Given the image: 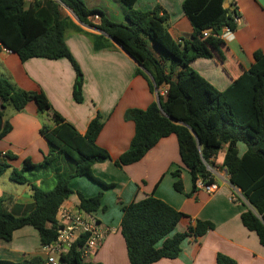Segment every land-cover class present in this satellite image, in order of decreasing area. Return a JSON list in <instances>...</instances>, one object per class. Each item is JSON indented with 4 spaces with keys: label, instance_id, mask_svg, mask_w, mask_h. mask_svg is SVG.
Wrapping results in <instances>:
<instances>
[{
    "label": "trees",
    "instance_id": "1",
    "mask_svg": "<svg viewBox=\"0 0 264 264\" xmlns=\"http://www.w3.org/2000/svg\"><path fill=\"white\" fill-rule=\"evenodd\" d=\"M224 1L184 0L181 7L192 34L189 40L176 42L167 31L166 14L158 6L149 11L136 10V0H119L127 9L126 24L111 22L101 9L88 8L83 0H44L29 6L24 0H0V49L15 54L21 62L32 58L66 59L75 72L72 97L80 103L82 73L64 42L65 34L72 32L88 37L96 51L109 48L110 40L115 42L136 63V75L146 80L150 93L165 89L166 94L158 97L159 107L152 102L144 110L125 112L124 119L133 123L134 134L128 149L114 164L122 168L137 163L159 140L173 135L180 168L187 171L194 189L198 179L212 183L206 166L213 167L212 159L225 148L222 168L231 186L239 190L250 207L241 213V224L264 247V53L256 51L249 69L223 91H218L190 67L197 59L210 58L205 44L211 36H217L224 28L231 32L236 29V9L232 3L224 8ZM62 6L80 24L102 34L84 32L62 14ZM92 18L98 23L93 24ZM205 31H208L206 36ZM29 103L39 113L51 114L50 124H42L39 129L48 152L39 165L19 160L9 152L0 154V176L10 170L11 182L29 185L35 204L28 215L14 217L9 212L12 199L0 197V242L8 244L15 231L31 227L44 247L56 239V211L72 193L70 180L86 177L100 183L93 177L91 167L108 160L109 155L95 143L102 129L98 116L89 122L81 136L52 110L42 93L19 90L0 77L1 118L6 108L21 112ZM10 130V124L4 121L0 140ZM239 145L244 147L241 155ZM16 160L18 166L22 164L20 169L11 164ZM38 169L53 172L55 182L51 190L29 184L23 175L25 171ZM171 175L174 191L182 193L180 172L174 171ZM78 198V209L82 212L94 213L101 205V193L92 198L78 194ZM121 211L120 235L129 264L176 259L185 239L202 237L213 230L211 223L196 221L185 232L174 234L184 215L152 195L132 201ZM81 244V241L75 243L59 263L96 264L82 260L76 249ZM0 264H46V261L43 256L34 255L18 263L0 261ZM215 264L236 263L217 254Z\"/></svg>",
    "mask_w": 264,
    "mask_h": 264
},
{
    "label": "crops",
    "instance_id": "2",
    "mask_svg": "<svg viewBox=\"0 0 264 264\" xmlns=\"http://www.w3.org/2000/svg\"><path fill=\"white\" fill-rule=\"evenodd\" d=\"M138 1L134 4L136 10L149 11L158 6L166 14V28L174 41L190 39L192 28L181 7L184 0H146L141 6ZM228 3H232L237 12L236 29L229 36H224V29L217 36H211L205 44L210 58L197 59L190 64L191 69L218 91L228 88L249 69L256 51L264 53V0H228ZM64 42L82 73L80 103L72 97L75 72L66 59L32 58L21 62L15 54L1 48L0 76L4 75L19 90L42 93L52 110L81 136L91 120L100 118L102 129L95 143L109 155L108 160L91 167L93 177L100 183L86 177L71 179L72 193L60 205L75 213L79 211L78 194L92 198L101 193V205L92 215L106 235L86 262L129 264L120 235L121 208L152 195L184 215L174 234L185 232L196 221L213 225V230L202 237L185 239L176 259L154 264H215L217 254L236 264H264V247L240 221L241 213L250 207L242 197L231 200L239 190L230 185L222 168L225 148L212 159V170L207 168L212 182L218 185V190L211 195L196 186L192 188L189 174L180 168L173 135L159 140L139 162L117 167L115 160L128 149L134 134L133 123L126 121L124 114L129 109L144 110L156 102L155 90L150 93L146 80L136 75V63L114 43L96 51L88 37L72 32L65 34ZM6 110L1 129L4 121H8L11 130L0 140V154L9 152L32 165L41 164L48 148L39 129L42 124H50L51 114L39 113L33 103L27 104L21 112L11 110L6 115ZM238 151L241 155L244 147L238 146ZM11 164L17 169L22 166H18V160ZM174 171L180 172L182 193L173 189L171 174ZM9 173L10 170L0 176L4 178L0 180V197L12 199L9 212L14 217H24L35 207L29 185L11 182ZM31 176L29 184L44 191L54 187L52 171L38 169ZM5 182L9 186L5 187ZM34 255L44 257L38 234L31 227L15 231L8 244L0 242V261L18 263Z\"/></svg>",
    "mask_w": 264,
    "mask_h": 264
},
{
    "label": "built area",
    "instance_id": "3",
    "mask_svg": "<svg viewBox=\"0 0 264 264\" xmlns=\"http://www.w3.org/2000/svg\"><path fill=\"white\" fill-rule=\"evenodd\" d=\"M24 1L25 4L29 6L44 0ZM235 21H237V18ZM207 33L208 31H205L203 35L206 36ZM230 34L231 31L224 28V36H229ZM155 94L156 97H163L166 94V90H156ZM195 186L197 189L209 195L218 190V185L216 183H205L200 179L196 181ZM239 198H241V196L239 192L236 191L232 195L231 200L236 201ZM55 218L57 229L56 239L50 245L42 247L46 264H60L59 260L61 256L66 255L70 248L78 241H81L82 244L76 246V249L80 251L82 260L86 261L97 251L106 235V232L99 228L98 222L92 213H86L80 210L72 213L64 207L59 206Z\"/></svg>",
    "mask_w": 264,
    "mask_h": 264
},
{
    "label": "rangeland",
    "instance_id": "4",
    "mask_svg": "<svg viewBox=\"0 0 264 264\" xmlns=\"http://www.w3.org/2000/svg\"><path fill=\"white\" fill-rule=\"evenodd\" d=\"M146 0H139L138 1V5L141 6ZM83 2L86 4V6L88 8H96V9H101L104 13L105 16L114 23H118V24H126L124 16L125 13L127 12L126 7H124L119 0H83ZM27 6V5H26ZM137 7H135L136 9ZM62 14L64 16L69 17L75 24H77L84 32L86 33H90V34H97L96 31H94L93 28L90 27H84L83 25H79L73 14L68 11L66 8H64L62 6L61 8ZM91 22L93 24H97L98 20L96 18H92ZM99 34V33H98ZM2 78H5L4 75L0 76ZM6 79V78H5ZM163 90V89H161ZM159 97V96H158ZM7 113L6 115H8V113L12 110L11 108H6ZM241 147H243L242 145H239ZM33 156V155H32ZM206 168H209V170H212V167H209L208 165L206 166ZM38 170H32V171H25L24 172V176L27 179L32 178V174L37 173ZM39 173V172H38ZM4 178H0V180H3ZM7 181V180H6ZM5 187L9 186L6 182L4 184Z\"/></svg>",
    "mask_w": 264,
    "mask_h": 264
},
{
    "label": "water",
    "instance_id": "5",
    "mask_svg": "<svg viewBox=\"0 0 264 264\" xmlns=\"http://www.w3.org/2000/svg\"><path fill=\"white\" fill-rule=\"evenodd\" d=\"M223 7L224 8H227L228 7V0H225L224 1V5H223ZM75 18V17H74ZM75 20H76V22L79 24V25H82V24H80L79 22H78V20L75 18ZM85 27V26H84ZM94 31H96L97 33H99V34H102L101 32H98L97 30H95L94 29ZM112 43H114L115 44V42H113L112 40H110ZM116 45V44H115ZM146 73V72H145ZM149 77V76H148ZM150 78V77H149ZM150 80L152 81V79L150 78ZM155 89V88H154ZM155 91H156V89H155ZM156 103H157V105H158V107H159V101H158V97L156 98ZM162 113V115H164L163 114V112H161ZM171 122H173V123H175V124H180V123H178L177 121H175V120H173V119H171V118H168ZM1 126H2V118L0 117V130H1ZM192 133V132H191ZM192 135H194L193 133H192ZM231 185V184H230Z\"/></svg>",
    "mask_w": 264,
    "mask_h": 264
}]
</instances>
